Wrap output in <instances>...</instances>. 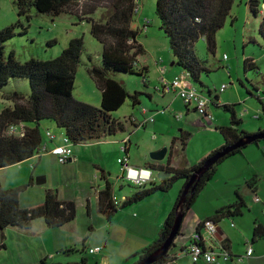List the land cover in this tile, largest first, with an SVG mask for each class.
Returning a JSON list of instances; mask_svg holds the SVG:
<instances>
[{"label":"trees","instance_id":"1","mask_svg":"<svg viewBox=\"0 0 264 264\" xmlns=\"http://www.w3.org/2000/svg\"><path fill=\"white\" fill-rule=\"evenodd\" d=\"M81 1L95 2L97 0H13V3L18 8V16H26V20L30 21L31 17L28 14L31 10H35L39 15L56 18L69 13L68 11L72 10ZM112 1L111 12L107 20H101L100 22L89 20L91 35L103 47L101 65L91 64L89 71L102 95L99 106L77 101L73 95L77 70L82 64L85 48L83 38L71 40L69 46L64 49L61 55L54 59L44 61L31 58L26 62H19L15 58V52L11 51L8 55L6 54L5 44L17 36L16 32L22 26L16 23L0 30V92L10 87L13 79H26L29 81L30 86L28 97L24 96L20 89L8 91L6 97L4 96L10 102V106L0 112V170L39 157L42 146L48 144L51 140L48 132L53 131L50 128L47 129V126L51 124H55L65 131L63 143L64 139L67 138L74 150L76 147L106 138L109 139L118 133H125L126 123L115 118V113L124 106L128 99L134 107L140 104V97L151 99V96H146L140 92L130 93L122 85V82L120 83L112 78V75L115 74L135 75L141 77L144 84H147L149 73V69L139 63V58L145 54V48L139 41L140 30L133 28L134 16L139 15L140 12H136L138 8L136 5L137 0ZM234 4L235 0H157L156 15L159 20V30L169 39L175 67L183 71L182 75L185 74L191 85L197 88L199 92L201 91L199 85L208 90L209 95L207 97L204 96L202 91L200 92L209 102L206 115H202L203 118L205 120L211 119L210 110L213 105L217 109L221 108L223 111L220 110L228 115L230 119L226 125L217 127L224 139V145L210 153L202 162L185 169L173 168L171 166L173 155L171 150L165 163L154 161L146 163L147 169L162 175V184L156 185L152 182L147 184L151 185L149 188H135L133 195L122 203L116 202L118 198L114 194L110 183H107L106 188L100 192L98 214L104 220L111 221L120 210L139 204L155 194L168 193L180 181L184 183L177 202L170 211L164 226L152 243L138 252L136 263L151 256L167 240L175 222L181 196L196 172L205 169L206 165L217 155L227 152L216 163L210 165L203 176L191 186L187 200L183 205L185 218L203 190L210 181H213L223 163L241 155L250 146L260 148V145L264 143V138H261L236 148L242 141L264 134V130H259L256 133L246 130L243 120L237 114V108L240 105L221 103L219 93L217 91L213 93L211 88L205 85L203 74L210 73V70L205 66V61L197 57L194 50V45L203 38L207 42L209 52L216 53V36L231 16ZM246 7L256 19H261L259 33L264 40V0H249ZM93 13L94 11L91 12V14ZM23 34L19 33L21 36ZM55 44L56 42H49L48 46L51 47ZM224 60H228L227 55H224ZM244 62L246 73L260 69L256 60L251 57L246 58ZM159 63L164 62L161 59ZM135 64L139 69H136ZM240 83L246 89V92L253 97V93L249 90L250 87L245 86L242 81ZM252 86L255 88L253 84ZM255 90L259 93L258 89L255 88ZM220 92H225V90L222 91L221 87ZM258 100L263 105L264 114V104L259 95ZM176 119L180 121L182 118L177 117ZM254 119L262 120V115L257 114ZM14 129L23 132L20 135L11 134ZM182 132L179 141L182 149H184L188 145L191 134L185 131ZM126 154H128V150ZM101 173L103 179H108L111 175L105 170H101ZM31 185L32 179L23 187L5 189L0 185V232L4 233L6 230L14 228L29 230L37 220H43L51 230H60L78 218L79 210L76 204L71 201H61L57 191H46L42 204L35 207L25 206L23 194ZM237 198L236 203L216 212L208 221L218 223L222 219L241 216L246 204L239 196ZM197 229V232L203 235L204 225L200 224ZM181 231L182 228L169 253L155 264L176 263V255L172 254V250L176 247V241L183 237ZM253 238L254 240L264 238L263 226L258 225L254 228ZM2 247L0 246V250ZM83 248L84 257L80 262L55 263L56 260H54L52 264H89L86 253L93 257L94 254L98 253L92 252V250L100 248L103 252L105 249L104 245L90 248L87 244ZM181 248L183 247L181 246ZM202 248L206 250L204 246ZM62 251L63 249L59 250L58 254L79 253V251L73 249ZM221 251L229 254L230 261L241 258V256L231 253L229 240L223 243ZM54 257L56 258V256ZM47 259L48 257L41 259L40 264H48ZM200 261L204 260L201 259Z\"/></svg>","mask_w":264,"mask_h":264},{"label":"rangeland","instance_id":"2","mask_svg":"<svg viewBox=\"0 0 264 264\" xmlns=\"http://www.w3.org/2000/svg\"><path fill=\"white\" fill-rule=\"evenodd\" d=\"M249 0H235V4L233 6V10L231 12V16L226 20L225 26L221 29L216 36V53L213 54L209 52L207 42L201 38L198 43L194 45V50L202 61H205L206 67L210 70V73L203 74V81L206 86L211 88L212 92L216 91L219 93V96L223 99V101H228V96L232 95V101H237L235 103L241 105L238 108V111L244 110V104H242L241 98L244 97L248 101V111L253 115L255 112L260 111L259 113L262 115V120H264V114L262 110V104L258 100V95L261 98L264 104V40L260 36L259 27L261 23L260 18H255L246 7V3ZM262 1V0H261ZM112 0H97L95 2H86L81 1L78 5L74 6L72 10H69V13H65L59 17L52 18L49 16L39 15L35 12V10L29 11L28 16L31 17L30 21L26 20V16H18V8L13 3V0H0V30L7 28L13 24L19 23L22 26L16 32V37L10 40L5 44V52L8 55L11 51L15 52V58L19 62H26L31 58H35L38 60H50L58 57L61 53L69 46V43L73 39L83 38L84 39V53L82 56V64L78 67L76 79H75V89H74V98L77 101L89 103L94 106H99L102 101V95L99 91L94 79L91 77L89 71L91 64L93 65H101V54L103 47L97 40L93 38L91 35V28L89 20H94L95 22L105 21L108 19L109 13L111 12ZM156 4L157 0H140L138 2V6L140 9L139 14L134 16V24L140 26L141 28H147L150 26V29L146 34H141L139 41L140 44L145 48V54L141 56V61L148 66L149 73L147 75V84H144V80L141 77L135 75H127V74H115L112 75V78L118 82H122V85L125 87L127 91L130 93L140 92L146 96H151L156 98H164L160 91L162 87L163 80L167 83H172L174 79L178 76H181L183 71L177 67H172V63H174V57L172 52L170 51L169 39L165 36V34L159 30V20L156 15ZM94 11L93 14L91 12ZM146 18L147 21H144L145 26L143 27V20ZM89 22V23H88ZM150 24V25H149ZM134 28V27H133ZM137 29V28H135ZM26 32H28L26 34ZM19 33H25L22 36ZM52 42L56 44L54 46H48V43ZM224 55L228 56V60H224ZM253 58L256 60L259 70H253L246 73L244 67V60L246 58ZM156 59V60H155ZM163 60L164 63L160 64L159 60ZM155 61V63H154ZM140 63V61H139ZM155 64V65H154ZM165 64V65H164ZM141 66H143L140 63ZM157 65V66H156ZM169 74L176 75L173 79L168 77L165 79L163 73L167 72V66ZM174 65V64H173ZM136 69H139L135 64ZM173 73V74H172ZM240 81L245 86L250 87V91L254 92V96L251 97L246 91L245 88L241 86ZM252 84L258 89L259 93L256 92L255 88H253ZM222 85H226V92L232 91L233 93H229L225 95V93L220 92ZM16 86V87H14ZM199 89L203 92L204 96H208V90L201 85L198 86ZM156 88H158L156 90ZM13 89H20V92L28 97L30 93L29 81L26 79H13L11 81L10 87L7 90L0 92V112L10 106V102L5 99L7 92L12 91ZM243 90V92L241 91ZM200 91V92H201ZM172 94V93H171ZM177 94V93H176ZM178 95V94H177ZM5 96V97H4ZM205 97V98H206ZM140 104L138 106L131 105V101L128 99L124 106L115 113V118L120 119L125 123H129L132 127L136 129H141L146 127L148 124H151L149 133L147 136L142 131L138 136L134 137L133 140L140 142L149 141L153 137V135H166V130L174 124L176 128H174V134L178 137L181 136V126L182 121H178L176 118L182 114L178 111L184 108L183 101L179 98H175L173 101V111L172 113L166 112L165 116L167 118L166 122H158L160 123L159 130L154 132L151 130L152 123L154 122V117L149 115L150 111L154 113V111L158 108L155 105V101H151L146 99L145 97H140ZM250 100V101H249ZM194 108V107H192ZM153 109V110H150ZM195 109V108H194ZM221 108H216L212 105V111L217 113L216 111H222ZM197 111V110H196ZM163 112V111H162ZM173 113H177L173 115ZM197 114H192L190 116L189 122H192L190 125L191 135H193V142L188 146L187 154L193 155L196 153L201 146L205 144V142H209L213 139L210 138L211 135L205 134L204 123L206 127L208 126V121H205L203 116ZM249 114V115H250ZM142 115L144 119L139 120L136 118L137 116ZM147 116V117H146ZM249 118V116H248ZM259 120L257 122H260ZM255 121L252 119H248V128L254 129ZM252 123V124H251ZM251 125V126H250ZM57 131L60 129L55 128ZM56 131V132H57ZM128 130L126 129L125 133H118L116 136L112 137L114 139L121 140L124 136H127ZM208 132V131H207ZM12 134H16L12 132ZM52 134L55 136V132ZM155 137V136H154ZM153 137V138H154ZM64 138V137H63ZM127 140H123L121 144V152L123 153L118 158V164L122 171V178L126 184L123 188L114 187L116 190V202H124L126 199L122 198L125 190L130 189L135 186L147 185L148 183H152L155 181L154 175L156 173L151 171L150 169L145 168L146 171H149L146 177V184H136L134 179H129L127 176L132 170L137 171V168H133L129 165V137L125 138ZM136 143V142H135ZM135 144H133L134 146ZM260 152L264 151V143H262ZM182 147V145H181ZM254 148L257 146H250V151L256 152L261 156L260 152L256 151ZM187 149V147H186ZM128 150V154L126 151ZM161 152H159L160 154ZM263 154V153H262ZM164 156L166 154L164 153ZM74 158L71 157L70 160ZM154 162H158L154 155ZM237 158L236 156L232 159ZM230 159V160H232ZM124 161L125 165L128 166V172L125 173L124 169ZM38 162V161H37ZM232 162V161H231ZM36 163V160L33 161ZM32 164V160L9 167L10 169L6 171V169L0 170V180L5 182L8 178V183H13L12 179H17L21 174L24 177L26 172V179L21 182L20 186L28 184V180L32 179L33 171L30 168ZM52 164V163H50ZM61 164V163H60ZM22 166V167H21ZM112 166H109V168ZM259 168L264 172V163L259 165ZM43 167H41V170ZM23 170V171H22ZM130 170V172H129ZM41 172H37L35 174V178L40 175ZM46 176L48 178L47 185H39L37 183L38 178L35 179V190H29L30 187L25 190L23 203L28 207H35L39 205L38 203L42 201V197H45L46 191L52 190L57 191L58 189H47L49 185H53L54 188H59L61 192L68 191V186L65 187L61 185V181L59 179L60 175L54 172V168H47L45 170ZM111 173V172H110ZM42 174L41 176H43ZM20 177L19 182L22 181L23 177ZM157 176V175H156ZM155 176V177H156ZM102 178V176H101ZM113 179V177H112ZM157 179V177H156ZM220 184L223 183L224 188L223 191L225 193L229 192L231 188H234V182H230V185L226 187V183L228 182V176L219 177V175H215L213 181H210V184L215 186V188L220 189ZM29 180V181H30ZM114 181V180H113ZM34 184V180H33ZM236 185H241L240 182L236 180ZM14 185H19L18 182H14ZM222 185V187H223ZM15 186L14 188L20 187ZM184 183L182 181L176 183L174 187L168 192L163 194H177V199L180 194L181 189L183 188ZM148 186L146 188H149ZM11 188L7 186L6 189ZM39 188H44L47 190H41ZM209 189L207 193L202 196L201 204L207 205L206 208L214 209V211L218 212L224 210L226 208L225 201L218 197V191H211ZM239 190V189H238ZM44 194L41 196V192ZM173 192V193H171ZM171 193V194H170ZM182 197V196H181ZM248 202L251 204L252 200H249L251 196H248ZM44 201V200H43ZM256 202V201H255ZM118 203V204H120ZM166 202L160 201L157 204L158 209L164 208L162 204ZM258 203V202H257ZM77 206V205H76ZM133 206V205H132ZM230 206V205H229ZM227 206V207H229ZM131 207V206H129ZM127 207V208H129ZM120 210L118 212L121 213L125 211ZM262 209L264 210V201L255 208L254 212L246 209L244 211L243 217L234 218L230 217L232 221L236 224L240 225V220L244 222V220H249L251 218L254 220L256 215L259 213V216L264 221V215L262 214ZM215 212V213H216ZM253 214V215H252ZM88 216L79 214L78 221L72 227H68L63 230H51L47 226L44 225L43 220H37L34 224L35 230L32 232V236H19L18 234H14L12 237H7L6 245L8 251L0 250V264H40L43 259H47L48 264H52L54 260L55 263H66L72 261H81L82 257H84L83 245L79 243V239H83L82 236L85 233H90L89 224L93 225V218L91 220H87ZM98 219V218H97ZM231 220H228L231 221ZM122 221V218L119 219V222ZM184 222V221H183ZM251 222V221H250ZM254 221L251 223L253 224ZM80 226V228H79ZM183 226V225H182ZM184 227V226H183ZM79 228V229H78ZM239 230L238 228H235ZM96 232L91 237V240L88 244L91 246L95 245L97 239L108 238L109 233L106 227L96 225ZM103 230V231H102ZM88 231V232H87ZM102 231V232H99ZM14 233V232H13ZM237 234V233H235ZM79 235V236H78ZM7 236V233H6ZM3 243L2 239L0 238ZM186 241V238L180 239V241L176 242L177 246H181L180 242ZM77 243V244H76ZM0 245H2L0 243ZM75 245H78L75 247ZM238 252H242L243 243L239 244ZM241 247V248H240ZM62 252L66 250H76L79 253L66 254L61 253L58 254L59 250ZM255 249V257H261L260 260H245V264H264V240H259L257 244L254 246ZM75 251V252H76ZM112 253V250H109ZM30 256V257H29ZM56 256V258H54ZM26 257V259H25ZM86 257L89 259V264L93 263V257L86 253ZM42 259V260H41ZM138 260L134 258L130 260L129 264H135ZM233 264H240L237 262V259H234ZM249 260V261H248ZM225 262V260H220L216 264H232L231 262Z\"/></svg>","mask_w":264,"mask_h":264},{"label":"crops","instance_id":"3","mask_svg":"<svg viewBox=\"0 0 264 264\" xmlns=\"http://www.w3.org/2000/svg\"><path fill=\"white\" fill-rule=\"evenodd\" d=\"M140 15V14H139ZM143 20V27L145 26ZM134 28H137L140 30V34H146L147 31L150 29V26L147 28H141L140 26H137L134 24ZM147 35V34H146ZM156 60V59H155ZM140 63L143 66H148L144 64L141 61V57L139 58ZM155 63V61H154ZM172 67H175L173 65ZM155 65V64H154ZM165 65V64H164ZM157 66V65H156ZM167 66V65H166ZM167 66V72L165 73V79H167V75L170 71H168ZM173 74V73H172ZM172 79L176 75L169 74L168 77ZM174 76V77H173ZM158 88H156L157 90ZM161 89V88H160ZM250 90V89H249ZM243 92V90H241ZM246 91V89H245ZM160 93V91H158ZM252 92V91H251ZM225 95H228L229 93H233L232 91L229 92H223ZM255 94L254 92H252ZM161 95L164 96V98H158L156 101V98L151 97V101H155V105L158 108L152 113L150 111L149 115H152L154 117V122L152 123L151 130L154 132H157L159 130L160 122H166L167 118L163 115L168 113H172L173 111V101L175 98L181 99L176 93L172 94H166L162 93ZM228 101H223V99L220 97V102L224 104H237L232 101V95L228 96ZM182 100V99H181ZM183 101V100H182ZM242 104H244V110L241 112L238 111V108L241 107V105L237 108V114L241 117L243 120V125L246 130H248L251 133H256L259 130H264V120L257 122L259 120H255L254 116L257 114L259 115L261 112L257 111L255 114L251 115L248 111L247 107H250L248 105V101L246 99L241 98ZM250 101V100H249ZM184 104V102H183ZM153 110V109H150ZM164 111V112H162ZM263 112V105L262 110ZM179 113L183 114V118L180 120L182 122L181 126V133L182 131H185L187 133H190V125L192 122H189L190 116L192 114L196 115L194 108H187L184 104V108L178 111ZM217 113H214L212 111V108L210 110V113L212 114L211 119H207L205 121H208V126L206 127V124L204 123V129L205 134L211 135L210 138H213L210 143L205 142L203 146L200 147V149L194 153L193 155H188L187 150L188 146L193 142V135H191L187 149L186 147L182 149L181 143L179 141L181 136H177L174 134V124H172L167 130L166 135H153V137H150L151 139L146 142H140V140H133L134 137L138 136L142 131L145 133V135L149 136V130L151 127V124H148L146 127L141 129H136L132 127L129 123H126V129L128 130L127 136H124L121 140L109 138L104 139L101 141L91 142L85 145H82L80 147L74 148V158L72 160H69L66 164H59L57 156L53 155L52 153L48 152L46 154H43L39 157H34L32 160V164L30 165L32 173V185L29 190H35V179L38 178V180H42V178H45L46 181L44 184L40 185H47L48 178L46 176L45 170L47 168H54V172L59 174L61 185H64L65 187L68 186V191L61 192L59 188H54L53 185H49L47 189H58V197L61 201L65 202H74L77 205V208L79 210V214L81 213V216L87 215V220H91L93 218V225H88L90 228V233H85L82 238L79 239V243L85 246L87 244L90 248H96L98 246L104 245V251L98 254L93 255V263L94 264H129L128 262L134 258H137V254L139 251L145 249L148 247L154 238L158 235V232L160 229L164 226L165 221L170 213V211L173 209L177 202V194H163L158 193L153 195L152 197L144 200L143 202L139 204H135L129 208H127L125 211L121 213H116V215L113 217L111 221L104 220L101 218L98 214L97 208L99 203V194L101 191H103L107 183H110L113 187L114 193H116V189L126 184L124 181V178H122V171L120 169V166L118 164V158L123 154L121 152V144L123 140H127L125 138L129 137V165L133 168L137 169H143L147 168L146 163L149 161L154 160V155H159V152L163 154V152H166V156L159 159V163H165L166 160L169 158L170 151L172 150V167L176 169H185L192 167L200 162H202L210 153L213 151L221 148L224 145V139L220 132L217 130V127L224 126L229 121V116L224 114H221L220 111H216ZM260 112V113H259ZM177 113H173L175 115ZM250 114V115H249ZM248 116L250 119L254 120L255 127L254 129H249L247 126L248 122ZM147 117V116H146ZM139 120L144 119L142 115L137 116ZM261 120V119H260ZM252 124V123H251ZM251 126V125H250ZM50 128L52 131L55 132V140L48 142V148L49 150L54 149L58 146H63V136L65 135V131L63 129L58 128L55 124H51L47 126V129ZM55 128L60 129L57 131ZM57 131V132H56ZM208 131V132H207ZM191 134V133H190ZM136 142V143H135ZM175 142V143H173ZM133 144H135L133 146ZM261 148V146H260ZM256 151L260 152V149L254 148ZM263 153V154H262ZM260 152L261 156L258 155L256 152L250 151V147L245 149L241 155L236 156L237 158H234L232 160H228L227 162L223 163L217 171V175H219L220 178L222 176H228V182L226 183V187L230 185V182H234V188H231V190L227 193L223 191L224 185L223 183L220 184V189L215 188V186L212 184H208V186L203 190V192L200 194L198 199L196 200L195 205L191 208V211L188 213L187 217L184 219L182 231L181 234H183V238L191 237L197 230L198 226L208 220L209 218H212L216 211L211 208H206L207 205L201 204V197L204 196L209 189H212L211 191H218V197L223 199L226 203L224 206H231L234 203L237 202V197L239 196L244 203L246 204V208L242 211L241 216L234 217L239 218L243 217L244 211L246 209L251 210V212H254L255 208L258 207L263 201H264V172L259 168V165L261 163H264V151ZM160 154V155H161ZM36 160V163L34 164L33 161ZM30 161V160H29ZM38 161V162H37ZM232 161V162H231ZM28 162V161H27ZM52 163V164H50ZM109 166H112L109 168ZM22 167V166H21ZM41 167L43 169L41 170ZM10 168H7L9 170ZM101 170H105L106 172H111V175L108 177V179L101 178L102 173ZM23 171V170H22ZM37 172H41L38 177L35 178V174ZM156 173V172H155ZM44 174L43 176H41ZM157 175V176H156ZM154 175L155 181L153 184L160 185L161 177L156 173ZM22 176V174L17 179H12L13 183H8V178L5 182L0 180V185L3 188H7V186H10L11 188H14L15 186H20L21 182H23L26 179V172L25 176L23 177L22 181L19 182V178ZM157 179H156V177ZM113 177V179H112ZM11 178V177H10ZM30 180V179H29ZM28 180V182H29ZM34 180V184H33ZM114 180V181H113ZM236 180L240 182L241 185H236ZM14 182H18L19 185H14ZM27 182V183H28ZM27 185V184H26ZM24 185V186H26ZM223 185V187H222ZM151 185H142V186H135L130 189L125 190L124 195L122 198L127 199L133 195L135 192V188H146ZM28 189V188H27ZM41 190H47L44 188H39ZM239 189V190H238ZM41 192V196L44 194ZM248 196H251L249 200H252V203L250 204L248 200ZM44 198V197H42ZM258 198L259 201H256L255 199ZM43 200L40 201L38 204H42ZM166 202L165 204H162L164 208L158 209L157 204L159 202ZM256 201V202H255ZM258 202V203H257ZM262 214L264 215V210L262 209ZM253 215V214H252ZM79 217V216H78ZM98 218V219H97ZM122 218V221L119 222V219ZM246 219V218H244ZM242 222L240 220V225L236 224L234 221L231 220V218L222 219L217 224V235L213 239L211 244H207V248H214L216 250H219L222 248L223 243L227 240L230 241L231 244V253L236 256H241V262L240 264H245L247 259L249 260H255L258 261L261 259V257H255V244L258 243L259 240H254V228L258 227V225H261L264 227V221L259 216V213L256 215V218L252 220L249 218V220H244ZM228 220H231L228 222ZM78 218L72 222L70 225L64 227L62 229L65 230L68 227H72L75 223H77ZM252 221L253 224L251 223ZM36 223V222H35ZM32 225L31 229L29 230H21V229H8L4 233L0 232V238L2 239L3 243L0 240V243L3 246L2 249L5 251H8L6 240L7 237L9 239V236L12 237L14 234H18L19 236L27 235L32 236V232L35 230L34 224ZM45 225V223H44ZM96 225H100L103 227H106L108 229L109 237L102 239H97L95 245L91 246L88 244L91 240V237L96 232ZM46 226V225H45ZM239 230H236L235 228H238ZM80 228V226H79ZM78 228V229H79ZM103 231V230H102ZM99 231V232H102ZM14 232V233H13ZM7 233V236H6ZM237 233V234H235ZM79 236V235H78ZM254 240V241H253ZM177 241H180L177 240ZM176 241V242H177ZM180 242L181 246L184 245L183 248L181 246H177L173 248L172 254L176 255V263L175 264H195L193 263L191 257L186 253V247L185 243ZM243 243V249L242 252H238L239 250V244ZM77 244V243H76ZM78 245H75L77 247ZM252 247L254 250V254L251 257H246L247 248ZM241 248V247H240ZM1 249V250H2ZM109 250H112V253L109 252ZM30 257V256H29ZM55 258V257H54ZM26 259V257H25ZM239 260V259H238ZM237 260V262H238ZM248 260V261H249ZM137 261V260H136ZM232 264L233 261H229ZM196 264H208L204 261H200Z\"/></svg>","mask_w":264,"mask_h":264},{"label":"built area","instance_id":"4","mask_svg":"<svg viewBox=\"0 0 264 264\" xmlns=\"http://www.w3.org/2000/svg\"><path fill=\"white\" fill-rule=\"evenodd\" d=\"M138 8L136 9V12H139L140 9ZM165 73H163V75H165ZM226 87H227L226 85H223L222 91H224ZM161 92L166 94L177 93L178 96L183 100L187 108L194 107L195 108L194 110L195 111L197 110L201 116L206 115L207 106L209 103L207 98L202 96L201 93L198 91V89L195 88L193 85H191L188 77L185 74L176 77L172 83H167L165 80H163ZM178 118L179 119L183 118V114H180ZM12 132H15L16 134L20 135L22 134L23 131L14 129L12 130ZM48 135L51 140L55 139V136L52 134V132H48ZM71 146L72 145H70L67 138L64 139L63 146L55 147L54 149L51 150H49L48 144H44L42 146L39 156H41V154H46L50 152L58 157L59 163L63 164L68 160H70L71 157H73L74 152ZM128 168H129L128 166L124 165V169L127 172H128ZM126 171L125 173H127ZM148 173L149 171H146L145 169H137V171L132 170L130 173H128L127 176H129L128 177L129 179H134V182L136 184H146L147 183L146 177ZM255 200L259 201L258 198H256ZM202 224L204 225L203 235L199 234L197 232L198 231L197 229L196 232L191 237L187 238V241L185 243L186 253L191 257L192 261L195 263L199 262L201 259H203L205 262L209 264H216L218 261L223 259L225 261L229 260V254L227 252H222L221 249L216 250L215 247L207 248V244H211L213 239L217 235V231H218L217 224L214 221H208V220H206ZM202 246H204L206 250H203ZM182 247H184V245ZM92 252L99 253L101 252V249L96 248L92 250ZM253 254H254L253 248L248 247L246 252V257H251L253 256ZM238 262H241V258H239Z\"/></svg>","mask_w":264,"mask_h":264},{"label":"water","instance_id":"5","mask_svg":"<svg viewBox=\"0 0 264 264\" xmlns=\"http://www.w3.org/2000/svg\"><path fill=\"white\" fill-rule=\"evenodd\" d=\"M137 7H139V6L137 5ZM261 138H264V134L251 137L250 139H248L246 141H242L241 144H239V146H237L236 148L245 146V145L250 144L253 141H256L257 139H261ZM227 151H229V150H227ZM164 153H166V152H163V154L160 153L161 155L160 154L156 155L155 156L156 160H159V159L163 158L164 157ZM226 153L227 152H224L222 154L217 155L213 160H211L206 165L205 169L203 168V169L199 170L198 172H196L193 175L190 183L185 188L184 194L181 197L180 204L178 206L179 209L176 212L175 222H174V225L172 227V230H171L170 235L168 236L167 240L165 241V243L155 253H153L148 258H146V259H144L141 262L136 263V264H155L159 260H162L169 253V251L172 248V244L175 242V239L178 237V235L180 233V230L182 228V225H183V221H184V218H185V213H183V207H184L183 205H184L185 201L187 200V197L189 195L191 186L193 185V183L197 179H200L203 176V174L207 171V168L210 165L216 163L218 161V159L223 157ZM159 176L162 177V175H159ZM45 181H46V179L42 178V180H38L37 183L40 185V184H44Z\"/></svg>","mask_w":264,"mask_h":264},{"label":"clouds","instance_id":"6","mask_svg":"<svg viewBox=\"0 0 264 264\" xmlns=\"http://www.w3.org/2000/svg\"><path fill=\"white\" fill-rule=\"evenodd\" d=\"M137 1L140 2V0H137ZM136 5H138V3Z\"/></svg>","mask_w":264,"mask_h":264},{"label":"flooded vegetation","instance_id":"7","mask_svg":"<svg viewBox=\"0 0 264 264\" xmlns=\"http://www.w3.org/2000/svg\"><path fill=\"white\" fill-rule=\"evenodd\" d=\"M183 236V235H182ZM181 238H183V237H181Z\"/></svg>","mask_w":264,"mask_h":264}]
</instances>
